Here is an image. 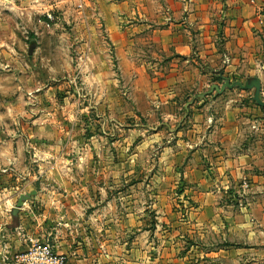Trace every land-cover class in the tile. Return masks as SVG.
Here are the masks:
<instances>
[{
    "label": "crops",
    "instance_id": "0c3cea01",
    "mask_svg": "<svg viewBox=\"0 0 264 264\" xmlns=\"http://www.w3.org/2000/svg\"><path fill=\"white\" fill-rule=\"evenodd\" d=\"M72 1L0 0V67L9 55L16 80L35 70L25 76L40 82L38 61L21 58L1 20L33 8L38 34L60 23L45 26L44 12ZM82 8L92 52L83 67L94 66L84 81L96 84L88 100L104 135L62 137L56 112L36 105L50 98L45 85L31 93L38 102L28 122L6 108L13 125L0 124V264L35 241H48L66 264H264V106L243 87L258 78L264 100V0H87ZM18 88L16 100L30 97ZM125 115L143 123L120 124ZM137 134L139 145L159 146L163 169L145 191L132 183L134 171L121 172L135 162ZM32 190L12 216L19 194ZM152 211L177 228L175 251L153 252Z\"/></svg>",
    "mask_w": 264,
    "mask_h": 264
},
{
    "label": "rangeland",
    "instance_id": "374dc122",
    "mask_svg": "<svg viewBox=\"0 0 264 264\" xmlns=\"http://www.w3.org/2000/svg\"><path fill=\"white\" fill-rule=\"evenodd\" d=\"M75 3H73V1L72 3L66 2V4H63L65 7H53L50 11H52L56 17L57 22L59 21L60 23L51 28H40L38 34L30 30V24L32 23L33 14L35 12L33 8L30 12H24L22 14L16 9L9 10L6 12L4 20H1L8 25L10 29L15 31V37L9 34L7 38L14 37L15 46L18 48H20V46L22 47L19 49L21 58H28L30 61L35 59L36 63L38 61L37 65L40 70L39 75L36 76L41 80L40 82H35L36 77L34 75V78H29L28 81V76L25 75L27 73L31 75L33 74L32 72L35 71L30 70L27 73L22 71L19 72V76L23 78V81L19 82L20 80L15 79L18 71L12 66V64H15L14 60L11 56L2 54L1 59L8 62L9 65L7 67H0L1 125L10 126L13 122L12 115H8L6 108H10L12 112H22V121H24V123L28 122L31 119V112L27 109L39 101V104L36 105L40 106V108L51 107L56 112L55 117L58 118V121L63 126L62 137L68 138L72 136L74 138H83V140H87L92 136L99 134L104 135L102 131L97 130V127H100L101 117L99 113H96L95 108L90 107L93 103H90L88 100L91 88L96 84L85 82L84 76L91 75L94 66H92V63L90 64L89 61V64H86L88 65L87 68L83 67L84 54L88 53L91 56L92 52L91 50L86 52L85 46H83V43H85L83 40V8H77ZM22 17H24V19ZM100 39L103 41L105 40L101 35ZM36 45L44 46V48L35 53L34 47ZM50 46H52L51 49H49ZM31 51L34 52L31 54ZM105 52L108 56L111 55L110 50H105ZM41 57L44 58V64L42 63L43 60ZM37 65L33 64L30 68L33 69ZM112 67L115 69L114 66ZM18 83L22 85L24 91L30 92L29 95H27L30 96L29 98L25 97L24 100H16L15 97L17 93H19ZM39 85H45L42 91H48L50 95L47 94L45 96L46 98H50H47V100L40 98L38 101L31 98L34 87ZM86 93H88L87 96H85ZM85 104L87 108H84ZM106 112L107 110L105 108L104 117L109 118V113ZM117 121L126 126L127 124L131 126L135 122L139 125L143 123V117H127V115H125L121 116ZM105 122L111 123L110 121ZM118 128L119 130H117V132L119 131V133L122 134V130L120 129H122L123 126L119 125ZM108 132L111 133V136V129H109ZM110 136L107 135L105 137L109 139ZM115 137H117V135H115ZM141 139H143V134H137L135 137L137 146L134 147L135 162L130 163L129 168L127 163L124 164V167H121V172H127L129 170L130 173L131 171L135 172V179L132 183H135L137 191H145V183L148 181L151 173H157L163 170L158 160L159 146L156 143H154L153 146L139 145V140ZM126 152L127 151H124V153ZM124 180L125 176L122 175L120 179V188L125 185L126 182H124ZM131 181L130 179V182ZM138 193L137 200L139 198L142 202H149V199H147L148 197L144 199L143 192ZM153 198L154 196L152 199ZM173 198L175 204H177V206H174L179 209L178 206L182 204L179 201L180 198L176 196H173ZM148 216L150 220H152L149 229L151 231L150 243L153 252L157 254L162 251L164 247L168 249L169 252L175 251L176 246H178L175 243V232L177 228L169 226L166 222H161L160 224V221L155 218L156 213L154 211L148 213ZM155 223H157V225H155ZM164 240H166V242ZM191 242L192 240L188 238L183 248L186 250L191 249ZM206 247L207 245L205 244L201 246L202 249H206ZM180 249L184 251V249ZM185 261L184 264L196 263L195 260L192 259ZM205 264H209V262H205Z\"/></svg>",
    "mask_w": 264,
    "mask_h": 264
},
{
    "label": "built area",
    "instance_id": "2783aa9c",
    "mask_svg": "<svg viewBox=\"0 0 264 264\" xmlns=\"http://www.w3.org/2000/svg\"><path fill=\"white\" fill-rule=\"evenodd\" d=\"M86 1L77 0V8L81 9ZM43 15L45 26H49L56 19L50 10ZM2 261L6 264H66L67 257L56 252L48 241H35L24 251L4 255Z\"/></svg>",
    "mask_w": 264,
    "mask_h": 264
},
{
    "label": "water",
    "instance_id": "95a60500",
    "mask_svg": "<svg viewBox=\"0 0 264 264\" xmlns=\"http://www.w3.org/2000/svg\"><path fill=\"white\" fill-rule=\"evenodd\" d=\"M244 88H252L254 87V92H253V100L260 106H264V100H262L259 96L260 93V82L258 78H254L247 86H243ZM35 193V190L21 193L19 194L16 204L11 208L10 214L12 216L17 215L18 209L21 207V205L28 200L32 194Z\"/></svg>",
    "mask_w": 264,
    "mask_h": 264
}]
</instances>
